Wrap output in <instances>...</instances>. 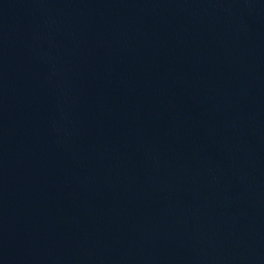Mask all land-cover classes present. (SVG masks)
I'll return each mask as SVG.
<instances>
[{
  "label": "water",
  "instance_id": "1",
  "mask_svg": "<svg viewBox=\"0 0 264 264\" xmlns=\"http://www.w3.org/2000/svg\"><path fill=\"white\" fill-rule=\"evenodd\" d=\"M0 264H264V0H0Z\"/></svg>",
  "mask_w": 264,
  "mask_h": 264
}]
</instances>
